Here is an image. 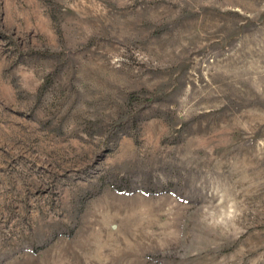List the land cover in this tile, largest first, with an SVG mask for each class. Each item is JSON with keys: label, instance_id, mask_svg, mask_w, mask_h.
Listing matches in <instances>:
<instances>
[{"label": "rangeland", "instance_id": "374dc122", "mask_svg": "<svg viewBox=\"0 0 264 264\" xmlns=\"http://www.w3.org/2000/svg\"><path fill=\"white\" fill-rule=\"evenodd\" d=\"M0 264H264V0H0Z\"/></svg>", "mask_w": 264, "mask_h": 264}]
</instances>
